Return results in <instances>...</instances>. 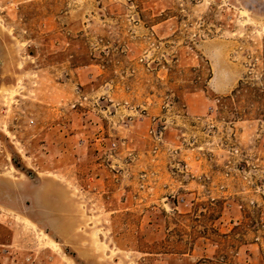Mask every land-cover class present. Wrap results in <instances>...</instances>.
Listing matches in <instances>:
<instances>
[{
    "label": "rangeland",
    "instance_id": "obj_1",
    "mask_svg": "<svg viewBox=\"0 0 264 264\" xmlns=\"http://www.w3.org/2000/svg\"><path fill=\"white\" fill-rule=\"evenodd\" d=\"M0 179V264H264V0H0Z\"/></svg>",
    "mask_w": 264,
    "mask_h": 264
},
{
    "label": "crops",
    "instance_id": "obj_2",
    "mask_svg": "<svg viewBox=\"0 0 264 264\" xmlns=\"http://www.w3.org/2000/svg\"><path fill=\"white\" fill-rule=\"evenodd\" d=\"M3 184H9L10 187H11L10 190L7 191V189H4L3 188ZM13 185H17V183L14 182V181L7 180V179H0V198H1L0 200H2L0 203H1V205H3V206H0V208L5 209L7 203H13L14 201H16V199H18L19 195L21 194V192L18 191L19 190L18 188L17 189L13 188ZM41 189L45 190V188L43 186L41 187ZM41 189H40V185H38L37 187L33 188L34 191L37 190L38 192H36V193L35 192L34 193L27 192V193H22V195H21L22 200L25 202V206H27L28 209L34 210L36 213L41 212V206L37 205L35 207V200L36 199L37 200H44V197H43L44 192L43 193L40 192ZM62 189L63 188H61V190ZM26 201L29 202V203H27ZM20 213L22 214L21 211H20ZM30 217L31 216H29V218ZM32 223H36V227L37 228H42V229L48 230L49 231L48 232L49 238L53 237L54 239H57L56 237H58V238H60V237L55 235V234H53L51 232L52 229H54V230H63V229L64 230H68V228H66V226H69V230L75 229L74 225L67 224V223L65 225H62V223H60L59 226H58V224L57 225L54 224V225H47V226L45 225V226H43V225L39 224V222H36L35 220L32 221ZM58 241H61V240L58 239ZM70 243L71 242H69L68 244H70ZM0 246L5 247V249H3V251H5V252L8 251L7 247H10V246L2 245V244H0ZM7 254H8V252H7ZM7 258H8V256H7ZM28 260L29 259H26V262H28Z\"/></svg>",
    "mask_w": 264,
    "mask_h": 264
},
{
    "label": "built area",
    "instance_id": "obj_3",
    "mask_svg": "<svg viewBox=\"0 0 264 264\" xmlns=\"http://www.w3.org/2000/svg\"><path fill=\"white\" fill-rule=\"evenodd\" d=\"M82 143H83V141H80V142H79V144H82ZM115 148H116V143H114V142L111 143V145H110V149L113 150V149H115Z\"/></svg>",
    "mask_w": 264,
    "mask_h": 264
}]
</instances>
